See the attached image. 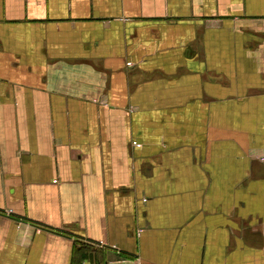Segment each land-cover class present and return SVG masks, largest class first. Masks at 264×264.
Wrapping results in <instances>:
<instances>
[{"label":"crops","instance_id":"obj_1","mask_svg":"<svg viewBox=\"0 0 264 264\" xmlns=\"http://www.w3.org/2000/svg\"><path fill=\"white\" fill-rule=\"evenodd\" d=\"M263 156L264 0H0V264H264Z\"/></svg>","mask_w":264,"mask_h":264},{"label":"trees","instance_id":"obj_2","mask_svg":"<svg viewBox=\"0 0 264 264\" xmlns=\"http://www.w3.org/2000/svg\"><path fill=\"white\" fill-rule=\"evenodd\" d=\"M94 247H88V249H84V251L82 252V254L80 255V258L82 260L87 259L88 257H92L94 255L98 256V254H100V252L96 249L94 250ZM80 254V253H79Z\"/></svg>","mask_w":264,"mask_h":264},{"label":"built area","instance_id":"obj_3","mask_svg":"<svg viewBox=\"0 0 264 264\" xmlns=\"http://www.w3.org/2000/svg\"><path fill=\"white\" fill-rule=\"evenodd\" d=\"M261 161L264 163V156L261 158ZM12 211L11 210H9V212H7L8 214H10ZM98 246H100L101 248H106V246H107V244L105 243V242H100L99 244H98Z\"/></svg>","mask_w":264,"mask_h":264}]
</instances>
